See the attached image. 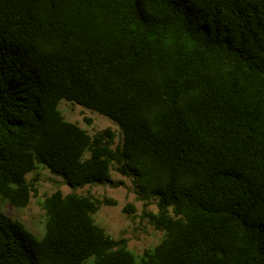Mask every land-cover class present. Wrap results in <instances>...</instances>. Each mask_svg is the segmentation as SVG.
Wrapping results in <instances>:
<instances>
[{"label":"trees","instance_id":"1","mask_svg":"<svg viewBox=\"0 0 264 264\" xmlns=\"http://www.w3.org/2000/svg\"><path fill=\"white\" fill-rule=\"evenodd\" d=\"M39 167L71 189L114 167L162 239L137 255L93 218L113 200L60 189L34 235L1 204ZM0 264H264V0H0Z\"/></svg>","mask_w":264,"mask_h":264},{"label":"rangeland","instance_id":"2","mask_svg":"<svg viewBox=\"0 0 264 264\" xmlns=\"http://www.w3.org/2000/svg\"><path fill=\"white\" fill-rule=\"evenodd\" d=\"M58 108L66 120L77 123L91 135L104 128L112 129L115 134L112 146L120 144L121 132L117 124L107 116L64 99L59 101ZM35 175L36 179L33 180ZM111 178L113 183L90 184L71 189L62 177L51 173L45 167H39L26 174V179L32 182L36 189L31 194L27 205L17 208L3 203L1 209L9 216L20 220L29 231L39 237L44 231V211L40 203L45 195L56 189H60L62 193L74 191L84 194L89 191L99 200L107 198L114 201V203L100 205L93 214L95 222L111 236L124 237L127 247L139 255L144 248L157 244L164 235V232L155 229L144 215V211L156 210L155 199L138 193L132 178L122 176L114 170V167L111 169ZM127 205L132 206V211H124L123 208Z\"/></svg>","mask_w":264,"mask_h":264}]
</instances>
